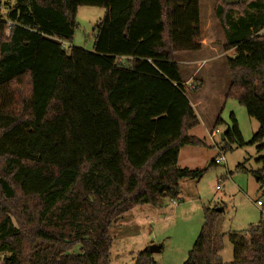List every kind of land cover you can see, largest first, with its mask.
Here are the masks:
<instances>
[{"label":"trees","instance_id":"16d2710c","mask_svg":"<svg viewBox=\"0 0 264 264\" xmlns=\"http://www.w3.org/2000/svg\"><path fill=\"white\" fill-rule=\"evenodd\" d=\"M84 6L105 9L92 50L65 48ZM214 14L233 52L226 98L258 123L250 144L264 153V0H217ZM201 47L199 0H0V264H109L125 213L201 179L177 160L204 145L186 95L202 85L175 61ZM222 137L243 145L235 122ZM259 196L258 222L228 234V264H264V184ZM217 217L205 210L183 264H223ZM135 264H154L148 248Z\"/></svg>","mask_w":264,"mask_h":264},{"label":"rangeland","instance_id":"374dc122","mask_svg":"<svg viewBox=\"0 0 264 264\" xmlns=\"http://www.w3.org/2000/svg\"><path fill=\"white\" fill-rule=\"evenodd\" d=\"M216 3L217 0L199 2L202 47L195 57L197 60L190 63L184 56L186 53L175 56L186 86L196 87L201 82L202 106L195 112L199 124L189 135L204 143L200 147L181 149L178 166L205 170V173L197 181L187 179L179 183L178 201L173 203L164 198L160 199L158 207L136 206L125 213L109 229L112 241L109 264H135L138 253L150 245L161 247L159 253L151 254L154 264H183L199 234L205 210L218 211L219 259L228 264L233 258L228 234L243 233L260 218L256 201L264 184V166L258 160L264 159V153H258L256 146L250 144L258 123L247 116L244 107L236 100L226 98L231 82L226 59L233 52L225 50L224 34L214 14ZM104 13L105 9L99 7L78 8L75 16L77 28L71 40L62 42L63 46L91 51L94 25ZM186 95L193 104L196 94L187 91ZM218 116L221 124L213 130ZM234 122L241 134V146L221 140ZM212 131L213 137L210 136ZM219 153L225 161L213 165ZM259 176H262V182L258 181Z\"/></svg>","mask_w":264,"mask_h":264},{"label":"crops","instance_id":"0c3cea01","mask_svg":"<svg viewBox=\"0 0 264 264\" xmlns=\"http://www.w3.org/2000/svg\"><path fill=\"white\" fill-rule=\"evenodd\" d=\"M199 2H200V0H199ZM198 52H196V53H186V55H184V56H186L187 58H188V60H189V62L190 63H192V61L193 60H197V58H195L198 54H197ZM178 55V54H177ZM176 55V56H177ZM177 65H178V68H179V64L177 63ZM195 74V73H194ZM180 77H181V80L183 81V78H182V76H181V74H180ZM188 98V97H187ZM201 98H202V95L200 94V92H198L196 95H195V102L192 104L191 102H190V104H191V106L193 107V110H194V112H196L197 110H196V108H199V107H201L202 106V103L200 102V100H201ZM199 110V109H198ZM196 114V113H195ZM197 116V115H196ZM215 121V120H214ZM214 124V123H213ZM213 132V131H212ZM211 132V133H212ZM210 133V134H211ZM214 133V132H213ZM192 136V135H191ZM195 137V136H194ZM188 147V146H187ZM185 148V147H184ZM183 149V148H182ZM181 151V150H180ZM180 151H179V153H180ZM178 157H179V155H178ZM177 166H178V160H177ZM179 167V166H178ZM179 168H181V167H179ZM182 168H186V167H182ZM242 232H244V231H242ZM239 233H241V232H239ZM218 252H220V250L218 251ZM217 257L218 258H220L219 257V253H217Z\"/></svg>","mask_w":264,"mask_h":264},{"label":"water","instance_id":"95a60500","mask_svg":"<svg viewBox=\"0 0 264 264\" xmlns=\"http://www.w3.org/2000/svg\"><path fill=\"white\" fill-rule=\"evenodd\" d=\"M225 6H236L238 5L242 0H222ZM221 140H223V137L221 136ZM221 211V210H220ZM148 251L150 254L159 253L160 248L159 246L150 245L148 247Z\"/></svg>","mask_w":264,"mask_h":264},{"label":"built area","instance_id":"2783aa9c","mask_svg":"<svg viewBox=\"0 0 264 264\" xmlns=\"http://www.w3.org/2000/svg\"><path fill=\"white\" fill-rule=\"evenodd\" d=\"M191 89H194V87L192 86ZM213 135H214V133L212 132L210 134V136L213 137ZM224 161H225V159H224L223 155L221 153H219V155L213 160V163H214V165L218 166V165L224 163ZM172 202L174 203V201H172ZM256 205L260 208L262 204H261V202H256Z\"/></svg>","mask_w":264,"mask_h":264}]
</instances>
